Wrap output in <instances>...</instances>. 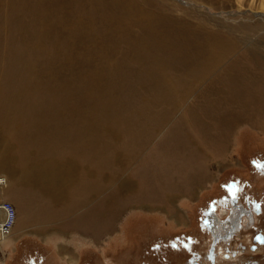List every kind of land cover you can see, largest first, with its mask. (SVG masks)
<instances>
[{"label":"rangeland","instance_id":"rangeland-1","mask_svg":"<svg viewBox=\"0 0 264 264\" xmlns=\"http://www.w3.org/2000/svg\"><path fill=\"white\" fill-rule=\"evenodd\" d=\"M14 6L18 7L17 10H19L10 14V9H14ZM59 6L62 8L61 13H59ZM101 7L105 8L112 16H115L114 14H116L118 9L124 7L131 14L130 16H133L130 17L133 19L138 17H144L145 19L155 14L160 18L156 19L160 27L169 29L167 33L169 31L171 34H175L178 39L175 43L179 45L189 46L198 42L180 39V37L186 35L196 38L198 33L204 36L208 35V33L218 34L232 45L235 44V47L237 45L236 58H244L246 61L256 65L260 63L261 72H264V0H101ZM45 10H49L50 15ZM131 10L134 15H132ZM38 11H43L44 16L49 20H52V16L56 12L58 13L57 15L62 16L61 21L57 17L56 23L55 21L48 23L47 31L50 36L46 40V54H54L59 59V54L63 51V48L66 47L68 49L67 41L65 40L67 36L71 35L73 41L70 46L72 44L74 47L69 50V52H72L70 53L69 61L73 70H76L81 62L79 50L80 48L88 47L87 44H89L88 35L86 34L89 14L86 13L83 0H0V18L2 13L3 15L7 13L5 15H10L9 18L12 21L10 23L4 20L6 26L4 32L9 30L11 45L18 46L15 38H12L14 35L11 29L14 30L15 35L17 33V38L26 35V33L28 34L35 27L31 21L35 19ZM72 17L76 18L73 23L69 21L72 20ZM113 19L115 20V18ZM113 19H110L105 25H112ZM61 22H63V25ZM135 29L138 30L140 27L135 26ZM190 30H193V35L189 33ZM97 41L102 42L103 40L99 36ZM253 54L256 55L254 56ZM73 65L76 66L73 67ZM61 72L59 71V80L65 79L68 75V73ZM253 75L251 74V76ZM248 79V81H255L250 77ZM243 81L247 80L243 78ZM262 81L264 82V78L259 77L260 84ZM199 92H201V89L195 91L191 97H194ZM262 92H264V85L259 87L256 95L260 96ZM250 93L248 91V95L245 94L249 98L248 101L244 100L250 108L240 107L236 109L235 106L227 105L226 107H230V109H223L217 106L219 110H217V114L215 113L216 116L212 117L224 121V132L227 134L224 140H220L218 149L214 148L211 143L206 142L207 144H205V141L198 140L203 145L201 146L202 151L197 154L193 166L188 167V176L185 177V174L178 167L172 166L169 172H166L165 178L161 181H156L155 185L160 184L161 186L162 184L161 187H167L169 182L170 199L161 200L160 202L149 199L147 201L150 202H146L143 205L122 209L114 223V230L111 232L96 233L94 226L95 221L100 220V217L98 218L95 215V209L102 204L103 200L105 201V199L110 197L111 193L109 192L104 197L91 202L86 208L80 207V210H77L76 203L72 208V217L59 220V225L55 224L56 229V227L60 226V223L70 224L73 222L76 226L75 232H79L77 228H79L80 219L81 223L84 224L83 227L86 228L84 230L83 227L81 228V231L85 232L82 235L78 232L77 234L73 232L74 235L69 236H63L61 233L40 234L36 231L37 228L24 222L25 210L22 203L24 204L26 191L29 190V187L23 183H13L11 177L6 173L7 171L5 169L0 170V175L6 176L8 180L7 189L0 187L2 195L13 201L17 208L19 224L15 225V227H27L16 236H13V234L9 235L10 239L7 241L9 244H0V264H192V260L196 261L193 264H211L208 259L202 258L203 262H201L198 257L199 250H205L210 238L209 231L204 230L199 221L201 210L208 199L216 195H219V198H221L220 195H227L226 192L228 193L229 191L225 187L226 182L238 177L245 180V186L249 192L256 194V196H261L259 198L264 201L262 197L264 173L261 171L264 168V106H257V110L251 108V106L255 105L253 104L255 96ZM191 103L192 98L189 97L186 104L175 110L176 115L173 118H180L181 113L186 109L188 110V107L192 105ZM88 107L90 106L83 102L59 104L54 107L56 121L59 120V114L74 115L75 113L80 123V113ZM221 111H224V115L221 114ZM243 111L246 114L251 112V114L242 115ZM239 113L242 116L235 121L233 118ZM224 116L230 117V120H223ZM172 120L165 125L162 124L161 131L153 136V139L144 146L143 150L139 153L136 150L135 154L128 155V157L126 155L127 158L125 157L124 159L129 160V163L125 160L126 166L130 167L126 169V173L128 171L130 173L133 172V174L138 173V169L141 168L143 170L147 168L146 170L152 173V163L149 161L151 148L159 149L158 151L163 153V150H166V153L168 151L174 152L173 150L177 154L180 153L178 151L183 147L181 144H185V142L180 143V141H177L172 146L171 143L174 139H168L167 147H161L168 136L166 129H168ZM79 123H76V125ZM99 123L100 121H97V126ZM141 123L138 122L137 125L141 126ZM155 123L156 121L148 122V124ZM105 124L107 125L105 132L108 133L110 123L106 121ZM63 125L64 123L59 121V126H53V130L50 126L51 133L32 136L27 141L28 144H26L29 145V150L33 151L44 145L42 148L45 152L52 155L55 154V150L59 149V138H72L70 135L56 136L55 133L61 132ZM134 125L136 124L134 123ZM82 135L75 134V137L78 139V136ZM242 135L245 136L244 141L240 140ZM11 138L15 137H9L12 147L9 156L6 157V154H3L0 159L2 161V159L9 158V163L7 164L11 166L12 172H16L17 177L24 168L26 158L21 152L19 141L16 138ZM30 151L27 152L28 155L31 154ZM67 156L74 160V164L77 160L79 161L76 151L59 155V161L62 162V159H66ZM27 158L29 160V157ZM3 164L4 162L1 165ZM195 164L196 166H194ZM73 169L76 171L75 165ZM120 170L112 169V175L120 173ZM197 170L201 172V176L200 174L198 175ZM118 179H116L117 182H119ZM138 184L141 186L140 183ZM10 185H14L16 190L11 191ZM140 186H138L137 192L142 190ZM9 191L16 193V199L14 194L9 193L8 195ZM77 197L80 198L76 193L73 199L77 200ZM62 209L64 214H70L67 205H64ZM125 224L133 226V230L129 235L125 233ZM257 227L264 229V210L256 218L250 220L249 223L246 219L245 226L241 227L233 235L231 245L234 246L237 242L245 244V247L240 246L236 249L238 256L234 258L239 259L238 261L251 258L264 263V246L261 251L256 253L254 252L255 250L249 249L250 252L247 250L252 230ZM87 229L88 232L86 231ZM187 234L191 235L192 238L190 240L186 238ZM61 247L68 250L59 249ZM170 249L176 251H171ZM194 253H196L195 256Z\"/></svg>","mask_w":264,"mask_h":264},{"label":"bare ground","instance_id":"bare-ground-1","mask_svg":"<svg viewBox=\"0 0 264 264\" xmlns=\"http://www.w3.org/2000/svg\"><path fill=\"white\" fill-rule=\"evenodd\" d=\"M83 5L86 13L89 14L86 33L89 44L86 48H80L81 62L76 70H73L69 61L72 53L69 50L74 47L72 44L70 46L73 41L71 35L66 37L68 49L63 48L59 59L54 54H46V40L50 36L47 31L48 23L52 21L56 23L57 17L61 21V15H57L56 12L52 14V20H49L44 16L43 11H38L35 19L31 21L35 27L19 38L11 29L14 35L12 38L18 43L16 47L10 43L9 30L4 32L6 28L4 20L12 22L10 15L8 13L7 16L5 13L6 18L2 13L0 18L1 154L11 151L9 141L11 136L19 141L21 152H29L27 141L32 136L51 133L53 126H59L60 121L64 125L61 132L53 131L56 136L82 135L85 131L87 138L95 143L94 151L97 153L99 148L103 150L106 144L104 150L110 157L112 169H121L126 165L127 159H124L126 155L128 157L135 154L136 150L137 153L143 150L153 136L161 131V127L176 115L175 110L187 103L189 97L192 98V105L181 113L183 118H200L202 112L206 116H216L213 108L217 106L223 109H230L226 107L227 105L235 106L236 109L250 108L248 103L244 102L245 99L247 101L249 99L245 96L248 91L255 96L253 102L255 105L251 108L257 110V106H264V92L260 96L256 95L259 87L264 85L263 81L259 83V77L264 78L260 63L256 65L244 58H236L237 45L235 47V44L232 45L218 34L208 33L204 36L198 33L196 38L186 35L180 39L198 42L189 46L179 45L175 43L178 40L175 34L169 31L167 33L169 29L160 27L156 20L160 18L155 14L145 16V19L143 16L133 19L124 8L126 6L115 11V16H112L101 7V0H83ZM60 6L59 13L62 10ZM17 8L14 6V9H10V14L17 12L19 10ZM133 13L132 11V15ZM110 19L114 21L112 25H105ZM75 20L76 18L72 17L69 21L73 23ZM135 26L140 29L136 30ZM189 33L192 34L193 30ZM99 36L102 42L97 41ZM59 71L68 73V77L59 80ZM248 77L255 81H248ZM243 78L247 81L244 82ZM199 89L201 92L191 97ZM74 102H83L90 106L80 113V123L75 113L74 115L59 114V120L56 121L54 107ZM221 114L224 115V111H221ZM242 115L236 114L233 119L236 121ZM223 120H230V117L224 116ZM97 121H100L98 126ZM106 121L110 123L108 133L105 132ZM151 121L156 123L148 124ZM138 122L141 126L137 125ZM168 139L167 136L162 148L167 147ZM37 153L39 155V152ZM119 175L121 174L112 175V182H117ZM44 176L46 177L45 174ZM121 178L119 182L127 186L129 181ZM7 184V178L0 175V186L6 187Z\"/></svg>","mask_w":264,"mask_h":264},{"label":"crops","instance_id":"crops-1","mask_svg":"<svg viewBox=\"0 0 264 264\" xmlns=\"http://www.w3.org/2000/svg\"><path fill=\"white\" fill-rule=\"evenodd\" d=\"M213 109L215 110H213V112L217 114V110L219 109ZM201 114L202 116L200 118L174 117L173 120L171 119L172 123H169L168 129H166L169 140L174 139L171 145L174 146V143L177 141H180V143L185 142V144H181L183 147L179 149V154H177L175 150H173L174 152L168 151L167 153L166 150H163V153L159 152V149L151 148V158L149 161L152 163V173L146 170L147 168L144 170L141 168L138 169V173H134V175L133 172L130 173L128 171V173H126V169L130 167L126 165L124 167L122 166L120 170L121 175H119V177L129 181L127 186H123L120 182H112V165L110 157L105 151L106 144L104 145L105 150L99 148L97 154L96 151H94L95 143L91 142L86 134L78 136V139H76L75 135L70 134H66L72 136L70 139L59 138V149L57 148L55 150L56 153L53 155L45 152L43 148L30 152L32 157L30 155L28 156V153L22 152L25 158L29 157V160L27 158L21 174L17 177L15 174L16 172H12L11 166L7 164L9 163V158H6V161L3 159L1 161L0 159L2 163L4 162L3 165H1L2 163L0 162V170L5 169L13 183H23L29 187V190L26 191L24 204L22 203L25 210L24 222L27 225L29 224L37 228L36 231L40 234L61 233L63 236L74 235L73 232L77 234L78 231L75 232L76 226L73 222L70 224L60 223V226L56 227V229L55 224L59 225V220L64 218H71L73 215L72 208L76 203L78 207L77 210H80V207H88L91 202L104 197L109 192L111 193L110 197L105 199V201L103 200L102 204L95 209V215L98 216V218L100 217V220L95 221L94 226L96 233L111 232L114 230V223L122 209L130 206L143 205L146 202H150L147 201L149 199L159 202L161 200L170 199L169 182L167 183V187H161L162 184L161 186L160 184L155 185L156 181H161L165 178L166 172H169L172 166L178 167L179 170L185 174V177L188 176V167L191 165L193 166L197 154L202 151L201 146L203 145H201L198 140L205 141V144L211 143L216 149L219 148L220 140H224L227 135L224 132V121L215 119L212 116H206L203 112ZM244 114L248 115L251 114V112L246 114V112L243 111V115ZM60 137L62 136L60 135ZM244 139L245 136L242 135L240 140L244 141ZM74 151H76L79 159L75 164L74 160L68 156L66 159H62V162L59 161V155H63L66 152L73 153ZM10 152L6 153V157L9 156ZM37 152H39L40 156ZM3 154L5 153H0V156H3ZM42 155L44 156L42 157ZM74 165L76 171L73 169ZM194 166H196V164ZM31 168L32 170H30ZM197 172L198 175L200 174L201 176V172L199 170H197ZM119 180L120 179H118V181ZM138 183H140L141 186ZM7 186L0 187L7 189ZM138 186L142 188L140 192H137ZM9 187L11 191L16 190L14 185H10ZM11 191L8 192V195L12 193ZM76 193L80 198L77 197V200H74L73 196H75ZM2 194L0 190V198L5 197ZM12 194H14L16 199V193L13 192ZM64 205H67L70 211L69 215L63 213L62 207ZM18 224L19 220L17 216L15 225ZM78 224V233L82 235L85 233L81 231L84 224L81 223L80 219ZM146 224L148 225V223ZM16 227L14 226L15 230L13 229L11 233L13 236H16L20 231L27 228L20 226ZM124 228L126 235H129L133 230L132 225L125 224ZM84 229L86 228L83 227V230ZM86 231L88 232V229ZM9 237L1 240L0 244H9L7 242L10 239ZM59 249L68 250L64 247Z\"/></svg>","mask_w":264,"mask_h":264},{"label":"flooded vegetation","instance_id":"flooded-vegetation-1","mask_svg":"<svg viewBox=\"0 0 264 264\" xmlns=\"http://www.w3.org/2000/svg\"><path fill=\"white\" fill-rule=\"evenodd\" d=\"M261 171L264 173V168ZM225 187L228 188L229 194L226 192L227 195H220L221 198L218 197L219 195L210 197L201 210L200 225L204 230L209 231L210 238L205 250L201 249L199 254L197 253L198 257L201 262H203L202 258H205L211 264H262V261L251 258L243 261L234 258L238 256L236 249L240 246L245 247V244L237 242L233 246L231 240L233 235L245 226L246 219L249 223L250 220L263 212L264 201L259 198L261 196H256L246 189L244 179L232 178L230 182H226ZM262 197L264 198V191ZM240 198H242L241 201ZM187 235L186 238L190 240L191 235ZM263 246L264 229L257 227L252 230L247 250L248 252L255 250L256 253L261 251ZM195 255L196 253H194ZM195 262L192 260V264Z\"/></svg>","mask_w":264,"mask_h":264},{"label":"built area","instance_id":"built-area-1","mask_svg":"<svg viewBox=\"0 0 264 264\" xmlns=\"http://www.w3.org/2000/svg\"><path fill=\"white\" fill-rule=\"evenodd\" d=\"M17 211L13 201L0 198V239L11 235L16 224Z\"/></svg>","mask_w":264,"mask_h":264}]
</instances>
